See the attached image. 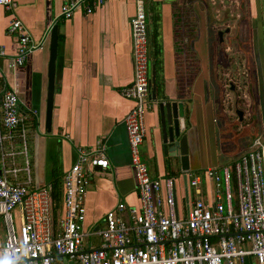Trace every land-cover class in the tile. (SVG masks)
<instances>
[{"label":"crops","instance_id":"1","mask_svg":"<svg viewBox=\"0 0 264 264\" xmlns=\"http://www.w3.org/2000/svg\"><path fill=\"white\" fill-rule=\"evenodd\" d=\"M144 2L150 79L154 64L156 101L170 100L184 107L189 162L186 172L203 173L205 169L233 163L255 137L264 136L263 0H234V11L228 15L221 0ZM64 3L65 0H13L10 10L0 6V47L5 55L0 57V92L16 91L22 110L37 113L29 126V156L34 189L50 194L54 226L64 213L62 179L75 164L79 151L103 150L109 167L91 171L84 199L83 230L88 235L84 245L85 250H90L99 246L95 232L102 227L106 213L119 203L127 208L139 207L124 126L134 103L122 95L133 84L130 23L136 0H107L92 14L77 10L70 19L60 17ZM13 20L22 23L34 43L43 44L20 67L13 65L17 37L7 33ZM54 25L58 26V45L52 124L48 132L44 117L49 47L48 40H44ZM219 32H224L222 45ZM231 37L237 51L245 54L246 67L249 76L252 75L242 96L247 105L243 111L237 110L243 113V118L240 121L237 117V121L242 124L249 118L252 122H246L247 128L256 127L250 140L238 141L236 149L242 150L235 155L234 141L226 143L230 151L220 146L218 136L228 125L224 115L217 113L225 101L226 86L216 72L223 67L221 54L229 52L227 44ZM228 90L227 96L234 103L233 98L241 89L229 81ZM157 102L152 101V108L145 115L141 158L152 178L176 177L177 210L179 215H185L187 197H192V191H186L187 180L181 174L180 164L174 161L168 165V158L161 153ZM19 148L17 142H4L6 156L4 166L0 156V175L3 168L21 167L19 154L11 155L19 152ZM13 161L17 164L13 165ZM205 183L203 197L209 199L210 182ZM18 217L16 211L17 222ZM1 241L0 232V244Z\"/></svg>","mask_w":264,"mask_h":264},{"label":"built area","instance_id":"2","mask_svg":"<svg viewBox=\"0 0 264 264\" xmlns=\"http://www.w3.org/2000/svg\"><path fill=\"white\" fill-rule=\"evenodd\" d=\"M105 2L65 0L60 17L70 19L77 10L90 15ZM12 3L0 0L5 10L12 9ZM130 28L133 84L122 95L134 103L124 126L139 207L127 208L119 203L106 213L102 227L95 232L99 246L85 250L86 189L91 171L106 170L109 162L102 149L94 153L79 151L75 164L62 179L64 213L54 226L50 194L34 189L29 156V126L37 113L23 111L16 91L4 89L0 92L2 164L7 140L19 143V152L11 155L19 154L23 164L3 168L0 175V264H264L263 134L255 137L231 164L208 168L203 173L182 171L186 191L190 189L192 197H187L185 215H179L176 177L152 178L140 153L145 115L152 108L144 0H136ZM7 33L18 41L15 67L22 66L28 55L43 47L42 43H34L18 20L10 23ZM4 56L0 47V57ZM206 181L210 182L209 199L203 197ZM14 211H18V222Z\"/></svg>","mask_w":264,"mask_h":264},{"label":"water","instance_id":"3","mask_svg":"<svg viewBox=\"0 0 264 264\" xmlns=\"http://www.w3.org/2000/svg\"><path fill=\"white\" fill-rule=\"evenodd\" d=\"M229 30L225 31L228 34ZM224 32H219V43H223ZM49 47V60L47 67V95H46V108H45V127L48 132L51 130L52 115H53V100L55 94V67L57 58V45H58V26L54 25L47 38ZM152 64V72L150 79V99L156 101V88H155V67ZM159 111V145L163 156L168 158V165L175 163L180 164L182 171L189 170L188 162V143L186 132V117L184 113L183 104L171 102L170 100H161L156 103ZM237 116L242 121L243 113L237 111ZM100 169V168H96Z\"/></svg>","mask_w":264,"mask_h":264},{"label":"rangeland","instance_id":"4","mask_svg":"<svg viewBox=\"0 0 264 264\" xmlns=\"http://www.w3.org/2000/svg\"><path fill=\"white\" fill-rule=\"evenodd\" d=\"M221 2H222V6L223 7L225 6L223 11H226L225 12L226 15H228L227 13H230V11H234V0H221ZM227 47H229L228 48L229 52L227 53L228 58H227V54H225L226 57L223 53L221 54L223 55L222 57L223 67H221L220 70L216 72V76H218L221 79V82L226 86V90H225L226 96L224 95L225 101L223 102V104L221 105V109L217 111V113L220 112V114L224 115L225 123L228 125V127L226 130H224L223 133H220V135L218 136V140L220 142V146L223 147L224 149H226V146H228L226 143L230 141H234V151H235L234 155H235L237 152L239 153V151L242 150V148L236 149L238 145V141L242 140L244 142L246 138L250 140L253 137V135H255L254 134L255 132L253 133V131L254 130L256 131V127H254L253 125V130H251V127L247 128L246 122L251 121L249 118L246 122L242 124L237 121V117H238L236 115L237 110L243 111L247 105V102H245L242 96L247 91V87L249 86V81L251 80L252 75L249 76L250 75L248 72L249 70L246 67L247 65L246 61L244 60L246 59V57L243 56L245 54L242 55L240 51H237L236 46L234 45L233 37H231L228 40ZM227 47L222 46V48L225 50L227 49ZM229 81L232 82L234 86L235 84L238 85L239 88L241 89L240 93L239 94L236 93L237 96L235 95V97L233 98L234 103L232 102L231 97L227 96L229 93L228 90ZM235 89H237V87H235ZM238 97L240 99H238ZM224 149L223 151H225ZM227 151H230V149H228ZM243 153H244L243 151H240L239 156L242 155ZM15 212L16 211L13 212L14 216H15ZM246 264H250V263L246 261Z\"/></svg>","mask_w":264,"mask_h":264},{"label":"trees","instance_id":"5","mask_svg":"<svg viewBox=\"0 0 264 264\" xmlns=\"http://www.w3.org/2000/svg\"><path fill=\"white\" fill-rule=\"evenodd\" d=\"M55 198H56V196H55Z\"/></svg>","mask_w":264,"mask_h":264}]
</instances>
